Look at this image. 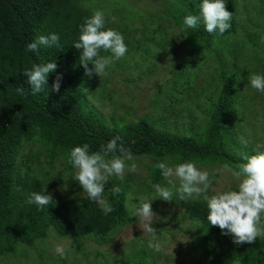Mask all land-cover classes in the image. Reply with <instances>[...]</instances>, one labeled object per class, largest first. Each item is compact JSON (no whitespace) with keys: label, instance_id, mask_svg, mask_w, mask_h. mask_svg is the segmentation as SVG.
Returning a JSON list of instances; mask_svg holds the SVG:
<instances>
[{"label":"trees","instance_id":"trees-1","mask_svg":"<svg viewBox=\"0 0 264 264\" xmlns=\"http://www.w3.org/2000/svg\"><path fill=\"white\" fill-rule=\"evenodd\" d=\"M162 1L167 24H160L154 37L136 38L134 33L122 32L127 53L119 60L113 58L108 68L127 65L128 56L135 49L150 54L148 40L165 49L166 31L171 24L179 28L187 46L185 62L191 64V69H199L209 58L217 59L216 74L210 77L213 83L218 82L217 89L203 95L204 102L198 98L201 91L192 86L189 76L183 83L181 90L184 88L189 94L178 99L186 107L202 110L204 115L199 117L189 111L182 134L157 127L164 121L161 116L156 120L144 116L133 123L106 124L88 99L94 87L100 92L105 89V81L101 82L97 75L91 78L85 75L79 60L81 50L72 45L79 38L80 25L93 13L80 0H0V256L15 253L19 244L34 246L51 230L61 237L94 238L110 243L116 233L134 220L127 206V185H121L122 192L115 195L109 191L110 184L105 185L104 194L114 209L108 215L82 196L83 190L74 179L75 169L68 159L75 146L87 143L90 151H99L102 145L119 136L118 145L122 141L133 156L147 155L157 161L170 159L173 164L228 165L233 170L243 161L230 146L239 147L242 153L255 154L246 140L247 134H241L243 110L238 106L239 86L241 77L249 80L258 70L264 75V63L252 56L256 50L251 55L247 53L249 44H258L264 50V34H242L240 6L235 0H225L233 15L231 27L223 34L208 33L202 21L191 29L184 24L187 15L199 14L202 0ZM112 24L106 18V27L111 28ZM50 33L60 36V48L40 46L37 52L27 50V45L39 35ZM232 34L234 37L225 42V36ZM100 55L112 57L104 50ZM50 61L56 62V71L48 75L46 86L33 95L25 71ZM58 74L61 81L56 92L52 84ZM18 88L24 89L23 96ZM178 91L182 93L180 88ZM244 136L243 144L238 146V138ZM57 160H63L65 165L59 173L53 170ZM161 175L156 169L153 183L160 181ZM44 187L56 203L44 211L25 203L30 192H43ZM172 202L182 208L196 227L194 264H264V237L254 243L225 244L221 229L207 221L203 200L180 201L174 196Z\"/></svg>","mask_w":264,"mask_h":264},{"label":"rangeland","instance_id":"rangeland-1","mask_svg":"<svg viewBox=\"0 0 264 264\" xmlns=\"http://www.w3.org/2000/svg\"><path fill=\"white\" fill-rule=\"evenodd\" d=\"M235 1L240 6L242 34L247 32L264 34V16L259 14L264 13V0ZM80 2L92 12L102 10L106 18L113 23L112 29L120 33H134L136 38L154 37L155 32L159 31V25L167 24L163 18L162 8L165 4L162 0H80ZM112 17L116 18L115 21ZM166 32L165 49L148 40L150 54L144 55L135 49L130 57L128 56L127 65H114L112 69L108 68L107 75L98 77L101 82L105 81V89L100 92L98 87H94V93H89L88 99L102 114L106 124L122 121L133 123L144 116L156 120L161 116L164 121H161L157 127L182 134L185 133L182 131L183 127L189 121V111L199 117L204 115L203 111L195 106H184L178 96L184 97L189 94L186 89L181 90L189 76L192 86L201 91L202 95L198 98L204 102L203 95H210L214 88L217 89L218 82L213 83L210 77L216 74L219 63L212 57L199 69H191V64L185 62L187 46L184 45L179 28L171 24ZM232 35L225 36L224 41L233 38ZM234 44L232 42L230 46L233 47ZM248 46L247 53L251 55V51L256 50L255 55L252 56L264 63V50L258 47V44ZM225 58L227 59L228 55H225ZM228 65L232 68L231 64ZM255 74L262 75L260 70ZM179 88L182 93H179ZM191 94L193 95L194 91ZM239 94L238 106L240 111L243 110V114L240 115L241 134H247L246 140L250 145L252 144L253 153L264 151V93L252 88L249 80L241 77ZM244 140L245 136L238 138L237 145H242ZM230 149L238 154L242 153L239 147L230 146ZM133 159L137 165L135 171L126 170L123 182L112 177L107 183L111 187L128 186L127 206L134 218L123 231L113 236L110 243H101L94 238L61 237L51 230L46 238L39 240L34 246L19 244L15 253L0 256V264H194L197 258L196 227L185 216L180 206L161 198L151 201L154 212L152 227L156 230L155 239L164 246L162 252H155L148 247L153 234L144 232L139 226L142 222L135 216V203L139 202L138 197L148 200L157 196L153 188L155 184L171 187L163 175L160 181L153 183V174L157 169L154 165L158 162H167L170 166L175 164L171 163L170 159L157 161L147 155L133 156ZM132 162L127 161L129 165ZM196 166L213 175L209 195L217 191L237 190L238 181L231 174L232 168L224 169L220 164ZM54 168L57 173L59 170H64L63 160H57ZM221 169L223 172L220 171ZM175 183L178 185L179 181L176 180ZM82 196L87 194L83 192ZM104 197L106 198V194ZM224 241L225 244H229L233 239L230 235L224 234ZM57 244L66 248V258L60 257L55 252Z\"/></svg>","mask_w":264,"mask_h":264},{"label":"clouds","instance_id":"clouds-1","mask_svg":"<svg viewBox=\"0 0 264 264\" xmlns=\"http://www.w3.org/2000/svg\"><path fill=\"white\" fill-rule=\"evenodd\" d=\"M233 13L226 8L225 0H202L199 5L198 15H187L184 24L187 28H196L202 21L208 33L219 32L223 34L231 27ZM115 17L112 20L115 21ZM80 51V64L85 69V75L91 78L107 75L108 67L113 63V58L119 60L127 53V45L123 35L112 28L106 27V16L102 10H95L84 23L80 25V35L72 44ZM40 46L46 48H60V36L57 33L39 35L27 45V50L37 52ZM110 52L112 57L100 55V51ZM91 64V67L89 65ZM57 64L50 61L37 64L31 70L25 71L28 84L32 93L40 92L47 83V77L55 72ZM61 76L58 74L53 81L52 90L59 92ZM249 83L255 90L264 93V75L251 74ZM20 95L24 89L18 88ZM121 138L116 136L102 145L99 151H90V146L85 143L73 147L69 153V163L75 169L74 179L87 194V199L93 201L103 212L108 215L114 209L104 197L105 185L110 178L115 177L124 181L126 170L135 171L137 168L132 152L125 148ZM119 153V154H117ZM243 162L238 163L231 174L238 181L237 190L217 191L209 195L212 187L213 175L207 170H201L193 162L169 165L167 162H158L154 167L159 169L168 180L171 187L160 184L153 185L157 196L151 199L139 198L135 203V216L142 223L139 226L144 232L152 233L153 239L148 247L155 252L163 251V244L155 239L156 230L152 227L154 212L151 201L161 198L173 201L174 196L180 201L202 198L206 204L207 221L212 226H218L222 233L230 235L233 243L239 245L254 243L257 238L264 237V151L249 155L239 153ZM127 161H133L131 165ZM229 166L225 165L224 169ZM223 172V169L220 170ZM174 178V179H173ZM178 180L177 185L175 181ZM109 191L115 195L122 192L119 185L113 186ZM56 203L51 193L32 191L27 195L25 203L36 205L38 210L44 211L49 205ZM55 252L66 258V248L57 244Z\"/></svg>","mask_w":264,"mask_h":264}]
</instances>
